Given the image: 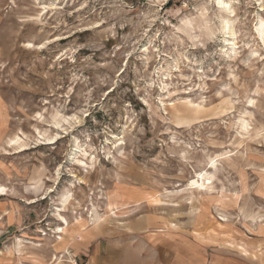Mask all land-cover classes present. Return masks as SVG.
Segmentation results:
<instances>
[{
  "label": "rangeland",
  "instance_id": "rangeland-1",
  "mask_svg": "<svg viewBox=\"0 0 264 264\" xmlns=\"http://www.w3.org/2000/svg\"><path fill=\"white\" fill-rule=\"evenodd\" d=\"M224 1L0 0V264H264V0Z\"/></svg>",
  "mask_w": 264,
  "mask_h": 264
},
{
  "label": "bare ground",
  "instance_id": "bare-ground-1",
  "mask_svg": "<svg viewBox=\"0 0 264 264\" xmlns=\"http://www.w3.org/2000/svg\"><path fill=\"white\" fill-rule=\"evenodd\" d=\"M228 1H224V0H219V3L220 4H226ZM53 5V4H51ZM228 5V4H227ZM46 7V6H44ZM228 21L225 19L224 20V23H223V28L226 29L228 28L227 30V33L230 34L232 37H234L235 35V31L233 30L232 27H228ZM232 26V25H231ZM257 28V34L259 36L262 37V39L264 40V22L262 20V18H260V22H259V25ZM57 37H56V41H57ZM229 40V41H228ZM54 41V40H53ZM225 42H228L229 45H231V51L232 52H236V49H235V46H236V42L234 41V38H231V39H225ZM28 47L30 48H35V49H40V48H44V46L42 44H38V46H35L34 44H31V43H28L27 44ZM144 51L147 52V54L149 53V49L147 47H145ZM146 56V55H145ZM147 61H148V57L146 58ZM129 60V59H128ZM168 93V92H167ZM162 102V101H161ZM166 110V108H164ZM57 115V114H56ZM61 122V121H60ZM56 123H59V121L57 122L56 120ZM240 126L243 130H247V127L249 126V123L248 121H246L245 119H242L241 122H240ZM242 133V132H241ZM17 138V137H16ZM48 139V138H47ZM51 139V138H50ZM13 140V139H12ZM14 141V143H12ZM11 143L12 144H18V146H23L24 144L23 143H19V139L17 140H13ZM27 144V143H26ZM17 146V147H18ZM13 148V146H12ZM16 148V147H15ZM23 150V149H22ZM6 152V151H5ZM82 153L84 155H86V149L82 150ZM83 159L79 158V157H76V160H74L75 162H77L78 164L79 163H83L86 165V162L85 161H82ZM212 163L211 165L208 166V169H211V170H216L217 169V164L213 161V159H211ZM82 164V165H83ZM80 165V164H79ZM81 165V166H82ZM213 173L205 170V171H200L196 174V178H193L190 182H189V185H190V189H194L196 191H207V192H210V193H213V191L215 190V186H213ZM83 183V181H82ZM5 188V187H4ZM2 187H0V196L2 195H5L6 192H5V189ZM71 198H72V195L69 194V192H62L61 195H60V204L58 205L57 207V217L58 219L61 221V225L58 226V231L57 233L58 234H62L64 233L65 231H67V227H69V222L67 220V218L64 216V214L62 213L63 211H66L67 209V206L70 204V201H71ZM156 201V204L157 205H160V199L159 200H155ZM33 201H31L30 203H32ZM163 203V202H162ZM110 205V204H108ZM102 217V215H99L97 214L96 212L93 213V221H94V224L95 225H98L101 221H103L104 219L102 220H99L100 218ZM224 218V217H223ZM222 220H225V219H222ZM64 227H61L63 226ZM59 240L62 241L63 240V237L60 235L59 237ZM32 245L34 246H39L38 244H34V243H31ZM22 247L23 245L21 244V241L19 240L18 243H17V247H16V251L18 254H20L22 252ZM66 261V260H65Z\"/></svg>",
  "mask_w": 264,
  "mask_h": 264
},
{
  "label": "crops",
  "instance_id": "crops-1",
  "mask_svg": "<svg viewBox=\"0 0 264 264\" xmlns=\"http://www.w3.org/2000/svg\"><path fill=\"white\" fill-rule=\"evenodd\" d=\"M207 258V257H206ZM161 260H163L164 262H163V264H169V262H168V259H164L163 257H161V259H159V260H157V261H161ZM146 264H148V262L146 263Z\"/></svg>",
  "mask_w": 264,
  "mask_h": 264
}]
</instances>
